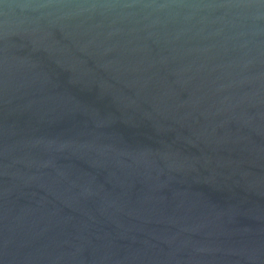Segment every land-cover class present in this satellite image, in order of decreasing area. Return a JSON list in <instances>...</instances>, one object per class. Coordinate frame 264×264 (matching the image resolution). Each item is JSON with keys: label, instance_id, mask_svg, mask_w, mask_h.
Masks as SVG:
<instances>
[{"label": "water", "instance_id": "95a60500", "mask_svg": "<svg viewBox=\"0 0 264 264\" xmlns=\"http://www.w3.org/2000/svg\"><path fill=\"white\" fill-rule=\"evenodd\" d=\"M0 264H264V0H0Z\"/></svg>", "mask_w": 264, "mask_h": 264}]
</instances>
